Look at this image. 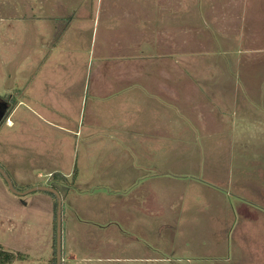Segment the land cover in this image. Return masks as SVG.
<instances>
[{"label":"rangeland","instance_id":"rangeland-1","mask_svg":"<svg viewBox=\"0 0 264 264\" xmlns=\"http://www.w3.org/2000/svg\"><path fill=\"white\" fill-rule=\"evenodd\" d=\"M48 4L55 16L84 12L89 18L85 22L90 29L79 36L82 50L72 46V30L66 36L71 46L65 43L63 54L48 50ZM73 26L78 28L77 20ZM51 64L63 65L62 70L49 68ZM68 69L79 77L62 97L75 103L83 99L77 110L76 104L71 106L76 115L72 126L86 132L92 124L100 130L93 149L78 144L83 136L60 132V121L53 120L52 127L44 120L48 108L68 111L57 94L72 82ZM148 78L164 83L170 78L166 90L173 89L174 101L165 92L171 102L158 107L163 119L139 114L126 118L120 105L145 101L130 100L124 82ZM256 85L264 96V0H0V99L15 109L9 116L15 127L0 117V169L19 193L41 186L58 189L62 258L70 251L82 264H264V97H253ZM28 89L31 95L25 97ZM147 105L156 111L155 102ZM135 126L163 127L164 142L146 141L140 148L126 134ZM116 128V134H104ZM116 137L121 142L115 143ZM86 154L92 156L89 173L98 170L93 158L106 159L103 163L107 158L164 162L165 177L155 181L148 174L126 190L125 183L117 184L123 190L103 182L87 186L86 200L105 197L107 208L94 205L107 211L132 200L128 217L138 216L129 221L134 235L124 223L119 231L85 233L64 220L65 195L78 185L77 174L90 181L89 174L81 179L78 166ZM145 169L149 173L152 168ZM70 173L75 176L66 180L52 177ZM171 174L206 175L218 188L213 186L205 207L191 183H180ZM251 183L260 188L253 192ZM152 186L157 188L136 207L137 189ZM156 196L164 215L141 213ZM57 204V197L44 191L12 193L0 174V250L17 256L10 264H51ZM145 257L150 260H133Z\"/></svg>","mask_w":264,"mask_h":264},{"label":"crops","instance_id":"crops-1","mask_svg":"<svg viewBox=\"0 0 264 264\" xmlns=\"http://www.w3.org/2000/svg\"><path fill=\"white\" fill-rule=\"evenodd\" d=\"M51 5L48 4V50L50 48H52V53H55L57 55H61L66 51V47L64 46L65 43L69 44L71 43L70 40H66V36L68 34V32L70 30L75 31L76 35L75 38L72 42V46L73 43L76 44V48L79 49H83L84 48V43L81 42V40H79V36H82L84 34V32H86L87 30L90 29V26L87 22H85V20H88L89 18L86 17L84 15V12L82 14H80L79 16L73 17L72 15H65V14H61L60 16H55L54 14L57 11H53L52 8H50ZM57 7H59L58 10H60V6L58 5ZM78 7V6H77ZM78 11V8H75V10L72 9V13H75ZM62 12V11H61ZM72 17V20L66 23V19ZM77 18V19H76ZM76 20L78 21V28L77 29H73L75 26H73V24L76 22ZM66 26V27H65ZM95 36L92 35L91 38H94ZM84 39V37H83ZM70 42V43H69ZM165 42L167 43V41L165 40ZM75 51H77L75 49ZM92 50L90 49L89 52H91ZM83 52V51H82ZM76 54V53H75ZM49 68H58L57 71L62 70L63 65H48ZM70 68H75V65H70ZM68 72H71L72 74V82L65 88L63 89H59L57 91L58 96H61V103L62 105H67V110H62V114H60L58 112V108H54L56 110H50L48 108V120L44 119L46 122H48V125L50 126H55V122L53 120L56 121H60L61 125L59 126L60 128V132H63L66 135H76L77 137H82L80 139L79 143H84V145L88 146V149H93L94 144V140L96 141V136H98L99 134L102 135L101 133H98V131H100L99 129H95L94 125H90L86 132H82V129H78L77 131H74L75 127L72 126V119L75 118V114H73V112H70L71 106L72 104H76V110L79 107V104L82 102L83 103V99L82 101H80V103H75L76 101L74 99H68L66 97H62L64 96L63 94L67 91L68 87H74L78 76V71H75L74 69H68ZM96 74V72H95ZM82 78V76H81ZM170 78L167 79V82H161L159 80L156 79H139L136 81H130L128 80V82H124L125 84L128 83V89H129V95H130V100H132L133 98L136 100H141V101H145V102H138L136 103H131L129 100L128 102L126 101V104H124V106L120 107L125 109V117L131 119L134 114H139V116H143L146 118H151L154 120V118L159 119V117L161 116V118H164V112H160L159 113V108L160 106L166 108V103L171 102L170 100H165V92L170 94V97L172 98V100L174 101V91L173 89H171L169 87V91L166 90V88L168 87V81ZM99 82V80H98ZM98 82L95 83V88H99L98 86ZM84 85V91L85 88H87V85ZM106 86H110V87H115L116 84H109L108 82L106 83ZM82 87V85L80 86ZM255 87V86H253ZM259 86L256 85V89L253 92V97H264L263 93L261 91H257ZM89 89V86H88ZM107 89V88H106ZM98 94V97H100L99 92L96 93V95ZM107 94H108V99L110 98V94L107 90ZM30 97L31 94H29V89L27 90L26 93H24L25 97ZM70 96H72V94H70ZM106 98V97H105ZM68 99V100H67ZM74 100V103H73ZM177 100V99H176ZM3 100L0 99V102H2ZM147 102H152L156 104V111H155V107L153 106H149L147 105ZM164 102V104H163ZM82 106V105H81ZM72 109H74L72 107ZM114 114H115V109H116V104L114 105ZM14 108H7V112L5 113V118L4 120L6 122H8V127H15V123L10 119L9 116H12V114L14 113ZM74 110V111H76ZM161 110V109H160ZM91 116H94L95 113L93 110H91L90 112ZM42 118V117H41ZM149 119V120H151ZM8 120V121H7ZM152 121V120H151ZM14 125V126H13ZM158 127V126H157ZM157 127H142V126H135L129 130H127L126 134L132 135L133 138H135L138 142H139V146L141 148V145L146 142V141H151L153 142H160L163 143L164 142V128L161 127L160 129ZM128 128V126H127ZM104 132L105 130L102 129ZM118 131L117 128L110 130L109 133H104L105 135H110V134H116ZM260 131V130H258ZM264 132V131H262ZM256 133H261V132H257ZM264 135V133H261ZM84 135H86L88 138H84ZM165 135V134H164ZM95 136V137H94ZM100 139H102L101 137H99ZM114 141L116 140L115 143H117L118 141L121 142V140H119L117 137L115 139H113ZM113 144H110V146H112ZM164 146V144L162 145ZM158 147V146H156ZM109 148V147H108ZM92 157L91 155L86 154L85 157L83 159H80L81 161H78V166H81V170H82V177L81 179H85L86 176L89 174V180L90 181H85V180H80V175L77 174V182L78 185H75L74 187V191H72L71 193L65 195V207L66 208V215L63 217L65 221H67L68 225L70 226V228L72 227L73 229L77 228L78 230H80L81 232H85V233H93L95 230L99 229V230H103L106 232L107 230L110 229H114L116 231L121 230L120 227L122 226V224L124 223V227L125 230L128 232V234H131L132 232L134 233V231H131L129 229V221L133 220V217L130 216L128 217L132 210L130 209L129 204L132 202V200H127L125 199L124 201V207L122 208H112L110 210H105L106 207V198L104 197V199H99V201H95L93 199H89L86 200V193H89L88 190L91 187H87L89 184H100L99 182H103V183H108L111 186H113L112 188H115L116 190H123L121 187L118 188L117 184L119 183H125V190L127 188H129V184H135V183H142L145 181V178L149 176L155 181L157 178H162L165 177L164 176V172L162 171L163 168V161L160 162V165L158 163L154 164L153 162L151 163V160H148V162L146 161H142V160H113L110 161L107 158V162L103 163L105 160H96V158H93V162H95L98 165V170L95 169H91L89 173L88 168L90 167L89 163H87V161L89 160V158ZM147 157V156H146ZM148 159V157H147ZM150 159V158H149ZM110 161V162H109ZM87 163V165H85ZM108 163H110V170H108ZM204 166H207V161L204 162ZM89 165V166H88ZM107 166V168H106ZM97 167V166H95ZM142 167H144L143 169H141ZM146 167H151L152 169L149 170V173H147L146 171ZM161 168V171L159 172L158 168ZM72 173L68 174L67 176H62L66 179L72 178V176L74 177L75 174ZM205 174V173H204ZM171 177L173 179L177 178L179 179L182 183L185 181L186 184L191 183V189L192 191H196L199 192L200 196L203 197V203L204 206L206 207V203H207V197L208 199H211L212 193H213V186L218 188V183L213 184L212 183V179H208V177L206 175H200L198 176H192V177H188V176H181V175H175V174H171ZM170 177V178H171ZM207 177V178H206ZM60 179V178H59ZM62 180V179H61ZM217 184V185H216ZM250 185L253 186L252 190L253 192L257 189L260 188L259 185H255L254 183H251ZM96 189V187H94ZM109 188L108 186H106L104 189L105 190H109L107 189ZM157 187L152 186L149 189H143V188H138L137 191H140L139 195V204L135 203L136 207L140 206L142 204L143 198L146 196L147 192H153ZM97 190V189H96ZM120 192V191H117ZM126 192V191H125ZM92 197V195L90 196ZM137 198V197H135ZM118 200V198H117ZM159 198L158 196H156V198L150 197L149 199V203L146 204L145 208L140 209L141 213L148 215V216H154L157 217L159 215H164L165 213V208L163 207L162 202H159ZM96 202H100L101 204H104L105 207L104 208H98L94 205V203ZM202 202V201H201ZM133 203V202H132ZM109 205H112L109 203ZM201 207V206H199ZM107 208V207H106ZM119 210V211H118ZM105 211V212H104ZM119 212V217L115 218L114 216V212ZM64 213V212H63ZM85 213H87L86 215H84ZM109 214L111 217L109 219H107L106 221H99L102 220V218L105 217L106 214ZM82 214V216H81ZM81 216V217H80ZM120 216H124L123 220L120 219ZM136 217L135 216V220ZM105 220V219H103ZM141 221V219H140ZM157 221V220H156ZM121 227V228H122ZM77 230V231H78ZM130 231V232H129ZM136 232V231H135ZM132 233V234H133ZM134 235V234H133ZM94 236L97 237L96 234H94ZM137 239V236H136ZM69 253H65L64 257L62 258L63 264H82L83 260H77L74 255L68 251ZM148 257V256H147ZM147 257H145V259H133L134 261H136L137 263H142L141 261H149L150 259H148ZM154 260V259H151ZM158 261H162V259H155ZM88 264H90L91 262H87Z\"/></svg>","mask_w":264,"mask_h":264},{"label":"water","instance_id":"water-1","mask_svg":"<svg viewBox=\"0 0 264 264\" xmlns=\"http://www.w3.org/2000/svg\"><path fill=\"white\" fill-rule=\"evenodd\" d=\"M0 174L3 176L6 184L8 185L10 191L18 196H24L26 194H29L31 192H35V191H44L47 193H51L54 194L57 197L58 200V211H57V229H56V235H57V242H56V264H62V200H61V196L58 193V191H56L55 189L49 188V187H45V186H41L38 188H33L31 190H29L27 193H19L15 190L14 185L12 183V181L9 179V177L7 176V174L0 169Z\"/></svg>","mask_w":264,"mask_h":264},{"label":"trees","instance_id":"trees-1","mask_svg":"<svg viewBox=\"0 0 264 264\" xmlns=\"http://www.w3.org/2000/svg\"><path fill=\"white\" fill-rule=\"evenodd\" d=\"M52 177H58L60 179L66 180V178H64L62 176H54L53 175ZM52 188L55 189V190H58L56 187H52ZM57 207H58V204H57ZM57 211H58V209L56 210V215H55V217H56L55 228L56 229H57ZM56 242H57V240H55V245H54V248H55V258L51 261V264H56V249H57L56 248ZM15 257H17V256L0 250V264H6V263L7 264H10V263H12L14 261ZM3 258H6V260H4Z\"/></svg>","mask_w":264,"mask_h":264},{"label":"flooded vegetation","instance_id":"flooded-vegetation-1","mask_svg":"<svg viewBox=\"0 0 264 264\" xmlns=\"http://www.w3.org/2000/svg\"><path fill=\"white\" fill-rule=\"evenodd\" d=\"M7 112V105L0 102V117L5 118V113Z\"/></svg>","mask_w":264,"mask_h":264}]
</instances>
